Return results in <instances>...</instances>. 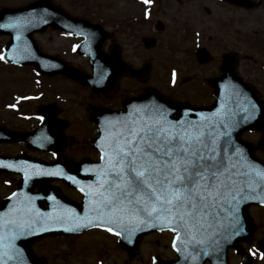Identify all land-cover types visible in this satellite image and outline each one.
Wrapping results in <instances>:
<instances>
[{"label":"snow or ice","instance_id":"6c2138e0","mask_svg":"<svg viewBox=\"0 0 264 264\" xmlns=\"http://www.w3.org/2000/svg\"><path fill=\"white\" fill-rule=\"evenodd\" d=\"M2 59L5 57L0 55ZM250 108L255 110V104ZM134 111L135 119L106 122L104 143L98 145L104 163L95 191L86 193L93 197L89 211L95 215L63 230L104 227L123 238V232L131 235L145 224L168 228L176 233L173 247L179 240L185 246L184 259L195 264L211 255L203 246L218 248L215 230L207 238H198L206 231V222H215L225 211L235 218L238 205L244 201L264 203V168L248 160L244 150L233 144L231 126L223 120L213 124L208 117H202L201 123H173L162 114L143 113L139 108ZM242 111L247 113L248 109ZM248 118L247 114L243 116ZM217 127L223 131H217ZM17 196L13 192L8 199ZM67 211L75 217L73 210ZM36 223L35 218L16 207L0 213V264L19 255L15 241L33 234ZM235 223H239L238 218ZM112 225L123 232H114Z\"/></svg>","mask_w":264,"mask_h":264},{"label":"rangeland","instance_id":"374dc122","mask_svg":"<svg viewBox=\"0 0 264 264\" xmlns=\"http://www.w3.org/2000/svg\"><path fill=\"white\" fill-rule=\"evenodd\" d=\"M22 0H6V4L8 5H15L20 3ZM59 2V0H56ZM72 0H65V3L71 2ZM101 1V2H99ZM162 1V0H159ZM95 4L93 8L98 7V9L103 14L115 15V14H124L130 11H134L136 9L135 0H92ZM99 2V5H97ZM213 2V1H212ZM211 1L207 0H177L176 2L173 0L174 5L168 6L165 10L159 5L157 8L153 9L154 16L150 19V26L151 29L155 30L154 24L156 20H161L165 25V30L162 32L157 31L158 37V50L171 39L172 42L178 41V36L180 31L177 30L178 26H182L183 22L187 24L188 21L191 25H199L201 29V33L207 37V42L204 47L207 48L210 52L212 50H217L220 47L228 46L232 48L234 51L241 53L245 50H253L257 47V45H252L255 43L258 35L257 30L261 24L255 16L258 14L257 9L261 5H257L256 7L253 6L250 9L247 8H238V7H229L226 5L220 6L218 4L212 3ZM205 3L206 7L210 9L209 16L200 17L197 19L196 17V5ZM190 5V6H189ZM139 8V7H138ZM138 8L136 11H138ZM189 16V20L186 17ZM264 30V26L261 28ZM149 31V27H143L142 29L139 28L135 37L131 38L127 35L123 36L126 40H123L120 36L119 41L125 42L128 46H139L141 44L140 37L145 35L146 32ZM156 31V30H155ZM130 32V30H128ZM245 32V33H243ZM246 34H250L246 35ZM261 35L264 36V31H261ZM252 38L251 43L247 42V38ZM254 37L255 40H254ZM37 41L39 42L40 46L45 50L49 51H56L60 50L57 47L63 42L61 38L45 35V36H36ZM5 43V38L0 36V47L3 46ZM178 45L181 46V42L178 41ZM264 46H260V49H263ZM1 51V48H0ZM180 52V51H179ZM178 57V56H177ZM183 55H180L181 63L177 66L180 72V78L183 77L184 74V67H183ZM77 61V59H76ZM166 58L164 55L159 58L158 64L154 69L155 78L153 80L154 83H165L167 81V76H163V63H165ZM163 67V68H162ZM213 71L211 68L210 71L205 72L206 75H209L210 72ZM239 73L243 76H246L249 73V69L245 68L243 65L238 68ZM5 72L9 73L6 74ZM157 75V76H156ZM158 77V78H157ZM4 80V84L2 83ZM180 80V79H179ZM178 80V84H179ZM52 81V80H51ZM165 81V82H163ZM54 85L52 90H49L48 83L45 82L43 79L35 77L33 74V70L29 69H17L11 68L6 71H3L0 68V102L7 101L6 103L11 104L12 102H19L23 100L24 96L26 95V101L29 115L32 114V117L26 122L16 116V112H13L14 109L12 107L7 108L4 103L0 105V123L5 125H12V126H22V127H31L34 126L37 122L36 117L34 116L36 107L39 103L44 101H50L55 99V90L58 92H63V81L61 80H54ZM164 84H161L160 87H164ZM13 92V93H12ZM14 96H12V94ZM81 95L82 92H79ZM84 97L87 98L86 93H83ZM7 105V104H6ZM23 105V103H21ZM77 106L73 104V114L74 117L71 121L74 125L67 130V134H73V144L71 152L76 154H88L91 152L90 148L86 145L88 142V138L90 139V130L89 126L85 123V115H82V112ZM17 113H20L19 110H16ZM71 117V118H72ZM88 121V120H87ZM84 122L85 126H82L81 123ZM252 138V137H251ZM22 147L16 144L11 145H0V152L4 154H11L16 153L17 151L21 150ZM4 193L2 190V186L0 185V194ZM65 193L73 199L78 200V195L71 191L65 190ZM251 210H264L263 208H252ZM264 217V214H263ZM261 222H264V218ZM264 230V227H263ZM106 234H104L101 230H91L85 232L81 237L75 238L74 243L76 244L77 249H81L82 246H86V248L94 249L91 246L92 242H97L98 240H103ZM166 239L165 237H161V235H150L145 238L141 251L140 256L136 260L138 263L143 258L144 261H147L150 254H152L153 250L151 249L154 244L161 245L163 240ZM108 241V238H105ZM110 246L113 244V240L110 239ZM69 242L60 240L58 238L53 239H46L45 241L41 242L40 244H36L37 250L40 252V255H43L48 259L49 262L53 264L58 263H66V264H97L93 257L94 250H90V254L86 256H77L78 251L69 250L67 247ZM73 244V243H72ZM74 245V244H73ZM83 248V247H82ZM99 249V248H97ZM95 255V254H94ZM108 263H119L120 262V255L118 252L111 250L109 254V259H107ZM135 263V262H134ZM257 264H264V259L261 261H257Z\"/></svg>","mask_w":264,"mask_h":264},{"label":"water","instance_id":"95a60500","mask_svg":"<svg viewBox=\"0 0 264 264\" xmlns=\"http://www.w3.org/2000/svg\"><path fill=\"white\" fill-rule=\"evenodd\" d=\"M22 12V11H21ZM26 39V53H24L25 57H22V54H17V56H20V58L15 59L10 58V60L22 63V64H32L35 66L38 72L44 73L46 75H53L57 73V69L51 70L45 68V64L48 63H55L56 59L54 57H51L49 55L41 53L34 42L32 40L28 41ZM16 56V57H17ZM226 67H222V70L224 73L227 71L225 70ZM226 76L230 77V79L233 81L234 85L240 89L239 95H244L247 97V95L251 96V98L255 101L260 111H262L261 103L255 98L254 94L249 90L247 85H245L240 79L236 77V75L230 74L227 72ZM225 75L222 77L216 79L215 81L219 82L222 80H225ZM126 110L132 119L137 118V114L134 111L135 109L139 108L142 110L143 113H147L151 111L152 113L156 114H162L164 119L176 123V122H184L186 124L189 123H201L202 117H208L213 124H218V121L223 120L225 123L231 126L230 130V138L235 146H238L242 148L245 152V155L248 160L252 161L256 165H258L261 168H264V162L262 160L257 159L253 154V148L250 147L247 143H243L239 140L238 136L241 131L245 129H250V127L253 126L255 123L256 117H261V120L264 119V113H256L255 117L254 114L250 113L248 114L249 118L247 120L243 119L244 115H235V114H227V115H213V116H205L203 114H199L195 110H188L186 109L187 106L184 104H173L170 101H167L166 99L162 98L158 94L154 92H146L143 95H141L138 98L128 100L125 104ZM212 111H203L202 113H205L209 115L208 113ZM231 113V112H230ZM173 114L176 115V118L173 117ZM197 114V115H195ZM52 118V117H51ZM51 118L46 119L38 129L32 131V132H8L2 128H0V138L5 141H22L26 143H30L33 141H40L41 137L45 134H48L49 136L52 134V120ZM126 120H129L128 118H125ZM124 120V121H126ZM217 131H223V129L217 127ZM20 161V158H11L8 159V163L12 164L14 167L18 166L16 162ZM26 173H23V178L19 183V188L16 191L18 193V196L16 198H13L12 200H9L8 198L1 204L0 207H16V208H24L26 210V214L31 215L33 218L37 220V223L32 228L33 234H27L26 235V264H44L42 262H39L35 260L32 256V254L29 252V245L31 242L38 237H42L48 234L53 235H69L81 232L87 228L94 227L89 226L86 228H80L76 229L74 231L66 232L63 229L64 228H72L75 224L78 223H84L85 220L84 217H92L95 215L94 211H89V209L92 208V199L93 197L91 195H86L79 205H76L72 203L71 201L67 200L64 196L60 195V193L53 187L47 184V181L53 180V179H62L65 182H67L70 185H76V181L74 180L73 174L70 172V169L68 168H62L61 171H56L55 167H52L51 164H41L37 162H27L26 163ZM82 165V162L79 164ZM5 170V169H4ZM22 172V171H20ZM48 173H56L55 175H49ZM73 173H76L73 172ZM36 185H39V189L37 191H34V187ZM96 187L94 189H88V193L94 192ZM22 194V195H20ZM31 197L32 199L29 201L27 198ZM48 197H53V199H48ZM264 205V203H261L260 201L256 200H248L240 203L238 205L237 211V218L239 220V223L236 224L235 222L233 225H235V236L237 234L238 241L236 244L235 242H230L229 240H226V232H224V228L227 226H231V222L227 221V211L223 213V216L218 218L215 222L217 224L222 225L218 229V246H221L222 253L225 258L226 249L229 246H232L239 250V242L243 240L250 241L251 234L253 232V224L249 219V216L247 214V208L252 205ZM68 209H71L75 213V217L70 216ZM36 213H39V217L36 216ZM214 226V222L209 221L204 224V229L206 231L203 232L204 238H207L209 236V231L212 230ZM43 227L47 229L46 231H39V229ZM113 228L114 232H123V229L116 228L115 225L111 226ZM129 227H132L129 225ZM104 228V227H102ZM161 229H168V228H161L159 226L157 227H148L146 224L142 225L140 230L131 233L129 235L128 232H123V238L119 236L120 244L127 248L128 250H135L138 241L140 240L143 233L152 231V230H161ZM222 230V232H221ZM183 234V233H182ZM129 239L131 242L129 243Z\"/></svg>","mask_w":264,"mask_h":264},{"label":"flooded vegetation","instance_id":"af4514ba","mask_svg":"<svg viewBox=\"0 0 264 264\" xmlns=\"http://www.w3.org/2000/svg\"><path fill=\"white\" fill-rule=\"evenodd\" d=\"M63 5L66 7L67 11L70 13L77 15L78 17H85L89 19L91 22H96L101 26V29L96 30L97 33H102L107 39H104L100 45V48L105 55H109L112 51L117 52V56L121 58L126 64H128L133 69H139L143 66V64H149L151 67V72L146 80L140 78H134L127 74L116 75L117 83L116 85L110 90L109 93L106 95L104 94H92L90 88H84L82 90L86 91L89 95L87 98L84 96H78L75 100L66 99L58 105L57 115L63 119H68L72 117L73 114V104L80 106V110L82 114L88 113L92 109L96 108H114L117 109L121 107V102L124 98L128 96H135L142 93L147 88H155L156 90L162 92L168 98L174 101H182L187 100L192 104L195 105H208L210 104V92L208 89L203 85L206 84L210 77L216 76L219 74V65L222 61L223 55H229L228 60L232 61L234 65L237 67L242 65L243 62L246 63V67L249 68L250 72L247 75L249 78V82L253 84L255 89L257 90L258 95L264 100V50H260L258 52H250L243 54L240 57L239 53L234 51L232 48L228 46L220 47L217 50H212L210 52V56L208 60L203 63L200 62L198 58L197 49L202 47L201 44V29L199 25H191L188 21L185 24L183 22L182 26H178L177 30L180 31L181 36H178V41L181 42V46L178 45L177 42H172L171 39L167 41L166 45H170L167 47L169 49V53L175 56L183 55V67H184V74L187 80V83L184 84L182 87L180 86H173V85H166V87H160L156 83L150 82L153 78V70L156 68L158 64V60L165 54L166 48H160L158 50V37L157 31H164L165 25L161 20H156L159 22L160 25L154 24L155 30L151 29L150 26V19L154 16L153 9L157 8L159 5L165 10L170 5H174L173 0H151L150 3H145L144 0H140V2L135 3L136 9L134 11H130L125 14H101L100 10L97 8H92L85 6L83 4H78L75 2H68L65 3V0H60ZM175 2L177 0H174ZM188 1V0H187ZM213 1L212 3L218 4L220 6L226 5L229 7L235 6L232 2L228 0H207ZM251 1V0H250ZM259 4H262L263 12H264V0H258ZM151 6V12H146L144 7ZM190 6V5H189ZM262 9H258L257 11L261 12ZM210 9H208L205 5L199 4L196 5V18L200 19V17H204L205 14L208 16L210 14ZM147 13V15H146ZM189 16L186 17L189 20ZM149 27V31L146 32L145 35L140 37L141 44L139 46H128L125 42H120V36L123 40V36L127 35L131 38L135 37L137 31L142 29L143 27ZM130 30V32H128ZM160 30V31H159ZM150 38L154 39L155 46L148 47L144 45L142 42L143 38ZM151 42H148L150 45ZM180 51V52H179ZM259 56V59H258ZM263 57V60H260ZM248 61H246L245 59ZM84 60V59H82ZM170 60L173 65H178L179 58L171 57ZM246 61V62H245ZM86 70L88 73H91V66L88 59L85 62H80L79 64H74ZM254 66V67H253ZM210 72L209 75H206L205 72ZM205 71V72H204ZM118 74V73H117ZM165 85V84H164ZM158 86V87H157ZM160 87V88H159ZM26 106V105H25ZM25 114H26V107H25ZM260 135H263V132H259ZM67 150L69 151L70 148L68 147ZM11 177V176H8ZM9 179V178H7ZM12 185H15V180H12ZM260 231L256 232L255 239L256 241L264 239V232L259 234ZM165 259L174 260L175 259V252L168 246V250L165 252ZM229 258L232 260L236 259V256L233 255V252L230 251ZM126 262V258L123 260V263ZM204 264H208L204 262ZM240 264V262H238Z\"/></svg>","mask_w":264,"mask_h":264}]
</instances>
